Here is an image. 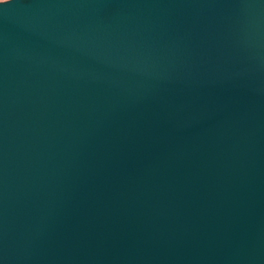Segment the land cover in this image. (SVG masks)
<instances>
[{
	"label": "water",
	"instance_id": "water-1",
	"mask_svg": "<svg viewBox=\"0 0 264 264\" xmlns=\"http://www.w3.org/2000/svg\"><path fill=\"white\" fill-rule=\"evenodd\" d=\"M0 264H264V0L0 3Z\"/></svg>",
	"mask_w": 264,
	"mask_h": 264
},
{
	"label": "rangeland",
	"instance_id": "rangeland-1",
	"mask_svg": "<svg viewBox=\"0 0 264 264\" xmlns=\"http://www.w3.org/2000/svg\"><path fill=\"white\" fill-rule=\"evenodd\" d=\"M7 1H10V0H0V3L2 2H7ZM26 1V0H25Z\"/></svg>",
	"mask_w": 264,
	"mask_h": 264
}]
</instances>
